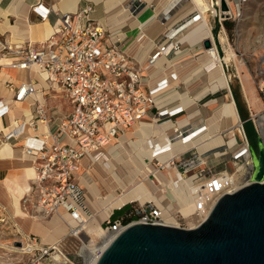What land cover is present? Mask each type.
I'll list each match as a JSON object with an SVG mask.
<instances>
[{"label":"crops","instance_id":"crops-1","mask_svg":"<svg viewBox=\"0 0 264 264\" xmlns=\"http://www.w3.org/2000/svg\"><path fill=\"white\" fill-rule=\"evenodd\" d=\"M205 1L208 2L209 0ZM68 2L69 0H0V55H3L0 59V73L3 68L7 67L6 69L11 74L3 82L4 90L9 91V82L16 84L28 81V75L24 71L9 67V64L16 59L15 54L12 51H4L3 44L11 47L12 50L16 45L26 47L38 44L47 39L57 29L60 25L59 17L61 14L74 13L85 6L92 7L91 18L105 31L104 40L107 43H114L119 49L125 50L132 63L136 66L145 67L157 47L168 44L174 46L169 54L163 55L157 60L155 66L147 68L142 73L144 80L141 83V87L144 92H147L148 89L156 86L161 81L167 82V87L158 97L155 107L149 109L141 120L120 132L114 140L103 147L101 149L102 155H100L99 159L94 160L92 158L93 153L82 157L79 161L78 171L75 174V181L82 190L83 214L86 217L88 216L89 220H92V218L98 219L100 225L107 221L115 210H119L130 203H136L142 207L147 203H153L159 213H161L162 207L175 215L176 220L179 217L184 220L179 212V205L173 198L172 187H170L171 182L180 180L178 161L192 156L197 157L196 165L182 173V179L185 182H189L191 187L196 186L199 181L204 179L203 174L206 173L208 168H211L213 172H227L224 166L225 159L228 161L231 159L236 160L235 155L242 149V143L239 144L241 137L238 134V126L241 124L244 130L245 123L251 122L253 115L260 114L262 111L260 109L261 103L264 105V100L259 92L258 98L250 87L246 90L242 85V89H240L238 86L230 87L227 84L226 87L207 91L199 96L202 91L210 87V73H206L202 65L207 59L203 42L211 37L202 34L198 29L202 27L203 20L209 28L210 34L214 25L219 34L225 36L224 31L220 30V25L223 26L225 23L216 22L208 14V11L201 14L191 0H74L73 10L67 8ZM36 6L50 9L47 20H40L39 15L34 11ZM7 26L14 28L15 31H11ZM29 29L32 30V33L28 31ZM46 29L49 30L47 35ZM1 61L5 62L1 63ZM38 79L40 78L36 77L34 82L36 83L35 88L39 92L20 103L21 106H27L30 117L37 101L45 107L48 114L51 111L49 105L55 106L54 109H70L66 98L65 103H60L61 101L51 94L52 92L55 93V91L49 90L42 80L40 79L41 81H39ZM233 90L238 91L240 101L244 103L243 115L238 112ZM56 92L59 93V91ZM9 93V98H11L12 93L10 91ZM60 94L62 93L60 92ZM170 94H173V96L168 97ZM184 97L193 101L194 105L191 106L195 109L193 115L190 116L185 108H181L172 117L167 115L155 117L160 112H170V109L179 106ZM5 98L0 96V99L7 100ZM230 101L234 103L237 110L238 122L232 125L223 116L219 119L221 123L217 129L206 131V127H209L212 123L210 120L214 112L223 103ZM214 105L217 107L212 111L210 108H214ZM9 113L0 118L3 126L0 130V144L3 137L15 127V123L28 119L27 116L20 112L19 115L11 120ZM168 122H170V125L166 127L164 132L168 139L171 140L172 145L178 143V140L172 137L175 128L189 134L203 129L201 134L205 133L207 136L201 144L217 136H220L223 142L216 147L206 148L203 151H199L197 145L190 146L185 150H179L176 147L173 149L174 152L171 151L172 156H168L167 154H170L168 152L154 156L151 159L145 157L143 163L149 168V172L145 177L142 175L137 176V181L147 186L149 191L158 199L159 205L153 201H144L143 203L138 200L129 201L121 207H114L110 214L104 218V213L108 208L105 199L113 193L112 187L105 181L109 178L103 165L106 159L105 156H110L113 159L110 149L118 146L123 138H126L125 141H122L124 146L131 154H136L134 142L138 140V137L133 134L135 129L139 128L142 123H150L158 127ZM231 129L233 135L230 133ZM39 131H44V129L39 127ZM227 131L228 133H226ZM148 139L145 146L149 151H155V146L160 145L162 142L161 137L157 135H149ZM14 150L15 156L13 159L0 160V206L4 208L5 212H8V209L12 211L10 188L13 189L12 192L15 191V184L17 183L25 189L19 200L21 204V200L34 178L30 179L25 174L26 167L31 165V158L27 156L28 160H19V151H22V149ZM164 155L167 156L164 159L161 158ZM112 162L119 170L118 160L113 159ZM203 170L205 171L204 173ZM85 176L91 181L86 182ZM87 184H93L94 188L88 187ZM93 190H96L95 194L92 192ZM164 190L166 192L169 190L168 194H171L172 199L168 194H165ZM121 192L122 190L118 187L114 190L117 195H120ZM62 214L67 218L66 213ZM18 220L22 228L28 230V233H32L28 235L34 236L35 239L39 236L31 231L30 219L19 218ZM183 226L187 228L186 223ZM19 228L22 230L21 233L24 234L23 229L20 226ZM36 241L43 246L51 244L42 242L41 238L36 239Z\"/></svg>","mask_w":264,"mask_h":264},{"label":"built area","instance_id":"built-area-1","mask_svg":"<svg viewBox=\"0 0 264 264\" xmlns=\"http://www.w3.org/2000/svg\"><path fill=\"white\" fill-rule=\"evenodd\" d=\"M217 1L214 3L209 0L213 11L215 5H218ZM34 11L41 21L47 20L50 14V9L41 6L34 7ZM91 13L92 7L85 6L74 13L61 14L57 29L38 44L26 47L16 45L13 50L3 44L4 51L15 54L16 59L9 67L26 72L28 81L16 84L9 82L12 97L8 100L0 99L2 118L9 113L11 105L20 104L39 92L35 88L36 77L49 90L59 91L67 99L69 110L53 109L49 114L37 101L32 116L15 123V127L2 140L12 144L22 139L21 149L31 158L35 175L21 200L22 207L28 212L23 211L43 220L66 213L64 222L67 232L70 238L78 239L80 245L88 244L90 237L85 229L89 217L82 212V190L75 181L79 161L92 153L94 160L99 159L103 147L155 107L167 82L161 81L144 92L141 87L144 80L142 73L155 66L157 60L169 54L174 47L171 44L159 46L145 67L136 66L125 50L104 40L105 31L91 18ZM229 13L222 11L224 17ZM212 46L205 50H210ZM258 92L264 100V81L258 84ZM177 113L163 111L155 117H172ZM263 115L260 113L251 117L254 132L261 140L264 138L259 118ZM42 126L44 131H39ZM191 134L175 128L172 137L179 140ZM238 134L242 149L237 152L235 159L243 157L244 153L250 156L249 143L241 124L238 126ZM154 150L159 152V147L155 146ZM196 160L197 157L192 156L178 161L179 178H182L185 170L196 165ZM206 173L218 172L208 168ZM147 204L144 207L149 211L144 209L143 214L137 212L139 220L127 225L135 222L165 225L152 205ZM0 209L4 211L1 206ZM125 226L116 222L105 229L120 227L122 230ZM175 226L186 228L178 221ZM17 234L31 243L26 246L31 245L34 253L27 264H86L84 255L79 252L69 254L57 243L38 245L35 237L20 231ZM24 247L21 243L18 247L15 245L13 253H21L19 249Z\"/></svg>","mask_w":264,"mask_h":264},{"label":"bare ground","instance_id":"bare-ground-1","mask_svg":"<svg viewBox=\"0 0 264 264\" xmlns=\"http://www.w3.org/2000/svg\"><path fill=\"white\" fill-rule=\"evenodd\" d=\"M195 8L201 13L204 14L207 12L211 4L209 1L206 2L205 0H191ZM228 1V0H227ZM73 2L74 0H69L68 2V9L73 10ZM219 4V0L217 1ZM7 24V23H6ZM46 25V24H45ZM8 27V26H7ZM6 27V28H7ZM9 28V27H8ZM11 31H15L14 28H9ZM201 29V30H200ZM32 33V30H28ZM49 30L46 29V35ZM198 31L202 32V34L206 35L207 37H211L209 28L207 27L206 23L202 20V27L198 29ZM41 34V32H39ZM225 40V39H223ZM206 55V62L202 65L206 73L209 74V85L210 87L202 91L199 95L206 93L207 91L216 90L220 87H226L228 82L227 78L223 72L222 61L229 62L231 59H234L235 54L231 50H227L226 56L223 60L217 53V49L212 46L210 50H204ZM5 61H1L3 63ZM7 67L3 68L0 73V96L6 97L5 99H9L10 93L9 91L4 90L3 82L10 77V72L6 69ZM168 96V95H167ZM166 96V97H167ZM173 94H170L168 97H172ZM193 101L187 99L186 97L182 98V103L170 109L171 113L178 112L179 109L185 108L188 114L193 115L195 109L193 106ZM14 107V108H13ZM11 110L9 113L10 119L12 120L14 117L19 115L22 112L28 118L30 117L29 110L20 104H13L10 106ZM193 112V113H192ZM225 116L229 123L235 125L238 122V114L235 108V105L232 101L223 103L213 114L212 119L210 120L211 125L206 127V131L214 130L219 127L221 123L219 119ZM259 123L262 124L263 128V138H264V115L259 118ZM170 125V122L155 127L150 123H142L139 128H136L134 131V135L138 137V140L134 142V146L136 149V154H131L129 150L124 146L122 141H125L126 138L121 139V142L118 146L110 149V154L113 159L118 160V164L120 165L119 170L117 166L113 164L112 158L110 156H105L104 167L107 171L109 178L106 183H109V186L112 187L113 193L106 197V203L108 205L107 210L104 213V218L110 214L111 210L114 207H121L129 201L138 200L139 202L143 203L144 201L148 202H155L159 205L158 199L149 191L147 186L139 181H137V176L142 175L146 176L149 172V168L145 166L143 163V159L149 158L151 159L154 156L159 154H167L168 156H172L171 151L174 152L173 149L176 147L179 150H185L190 146H196L199 151H203L206 148H213L220 144H222L223 140L220 136L215 138H210L209 141L206 143L201 144L207 136V134L203 133V129L200 131L192 133L185 139H179L178 143L172 145V142L168 141V137L165 134L164 130L166 127ZM3 128L0 121V130ZM42 129H45L43 126ZM28 133H31L30 131ZM231 135H233L232 129L230 131ZM149 135H157L161 137V144L158 145L159 152L149 151L146 149L147 141L149 140ZM13 142V141H11ZM245 146V145H243ZM20 158L19 160H28L27 156L24 154L23 150L19 151ZM167 155H164L161 158H165ZM15 156V150L12 145L9 143H2L0 144V160L3 159H13ZM244 164H241L237 169L236 172H241L243 166H246L249 171L252 167L251 159L249 153L243 154ZM236 172L232 175H228L227 172H220L216 177L211 179L205 183H199L198 185L191 187L189 182H185L182 178L180 180H176L175 182H171L172 187V194L173 198L179 205V212L182 214L187 228H194L196 227L203 219L207 216L210 209L216 202V200L225 193H231L234 190L238 189L239 187L246 185L251 180L247 177H250V172H246L242 178L236 174ZM26 177L32 179L34 177V169L32 165L30 167H26L25 170ZM86 182H90L91 180L85 176ZM88 187L94 188L93 184H87ZM116 187L122 190L120 195L114 193ZM12 188H10V194L12 196V212L15 218H28L31 219L30 225L31 231L35 232L41 237L42 242L45 243H58L59 246H62L63 249L67 250V242L74 240V250L73 252H79L84 255L86 259V264H95L100 253L103 249L108 245L111 239L120 231V227L113 228V229H105L102 228L99 220L96 218H92L89 220L86 225V232L89 234V242L85 245H80L79 240L76 238H70L68 232L66 231L65 225V216H53L52 219L42 222L43 219H40L36 216H30L28 213H25L20 204V198L25 191V189L15 184V191L12 192ZM94 194L96 190L92 191ZM168 196L172 199L171 194L169 193ZM170 209V208H169ZM162 219V224L175 226L177 225L176 216L171 214L168 209H164L161 207V213H158ZM49 223V224H48ZM19 231L22 232L18 228ZM2 247L9 248L6 245H0ZM67 247V248H66ZM23 250V251H22ZM32 246L28 245L25 246L23 249H19L21 253L30 254L32 252Z\"/></svg>","mask_w":264,"mask_h":264},{"label":"water","instance_id":"water-1","mask_svg":"<svg viewBox=\"0 0 264 264\" xmlns=\"http://www.w3.org/2000/svg\"><path fill=\"white\" fill-rule=\"evenodd\" d=\"M225 9L224 3H221ZM204 49L211 42H203ZM252 179L221 195L194 228L135 222L95 264H264V143L250 152Z\"/></svg>","mask_w":264,"mask_h":264},{"label":"rangeland","instance_id":"rangeland-1","mask_svg":"<svg viewBox=\"0 0 264 264\" xmlns=\"http://www.w3.org/2000/svg\"><path fill=\"white\" fill-rule=\"evenodd\" d=\"M214 3L217 0H213ZM224 3L225 9L222 8V4ZM230 11L227 17H224L222 11ZM208 14L216 20V22L220 21L221 23H225L220 25V30H223L225 36L220 35L219 32L215 29L213 25V30L211 31V44L214 45L218 51L220 58H223L227 54V50H231L235 57L231 59L229 62L222 61V67L224 74L227 78V82L229 86L233 87H240L241 85L246 88V90L250 87L251 90L255 92L257 97L258 95V84L261 81H264V0H220L218 5H215V11L212 9L208 10ZM221 15V16H220ZM225 39V40H223ZM202 47V45H201ZM203 49V48H202ZM201 49V51H202ZM26 74L24 75L25 78ZM41 81L40 79H38ZM39 85V84H37ZM5 88V87H4ZM242 91V90H241ZM53 96L57 97L60 100V103H65L64 95L57 93L55 91L52 92ZM260 100V99H259ZM261 101V100H260ZM217 105V104H216ZM50 109L53 110L55 106L49 105ZM217 106L214 105V108L211 107L210 109L213 111ZM263 107V108H262ZM261 113H264V105L261 103ZM228 133V131L226 132ZM189 134V133H185ZM237 135V133H236ZM249 139L251 141L252 146L256 147L257 138L254 134H249ZM264 143V140H262ZM2 143H7L5 141H1ZM23 140H18L15 143H9L13 146L14 149H20L22 146ZM242 141H239L241 144ZM202 160V159H201ZM225 159V169L227 170L228 175H232L236 172V169L241 165L244 164V158L241 156L240 158L233 160L231 159L228 161ZM197 163V161H195ZM251 163V162H250ZM219 170V169H218ZM217 172V171H216ZM246 172H250V177L248 179H252V169H249L246 166H243L242 171L236 172L239 178H242L246 175ZM218 173H204V179L199 181V183H205L216 177ZM169 191V190H168ZM168 191L165 194H168ZM152 205L153 209L159 213V211L155 208L153 203H149ZM148 204H145V206ZM130 210L133 211L134 215H136V219L133 221H137L140 218V215L137 212L144 213L145 207L140 206L136 203H130ZM22 207V204H21ZM22 209L25 212H28L23 207ZM137 211V212H136ZM148 212V209H145ZM30 213V212H29ZM129 214V213H128ZM30 215H33L30 213ZM52 217L45 218L42 220L41 223L50 220ZM19 218H15L13 212L8 209V212L5 210L0 209V245L8 246L11 249L2 247L0 248V264H27L28 261L31 259L30 254H21V253H13L14 246L17 247L21 245L26 246L27 244H31L25 241L22 237L17 234L19 226L22 228L21 224L19 223ZM31 221V219H30ZM110 217L107 221H105L101 227L106 228L113 224L109 223ZM131 221V222H133ZM181 225H183L185 220L181 219L180 217L177 220ZM45 225V223H43ZM20 229V228H19ZM23 232L25 235L32 234L28 233V230L24 228ZM21 232V231H20ZM32 236V235H31ZM37 236V235H36ZM34 237V236H33ZM40 239V236H37L36 239ZM75 241H68L66 244L67 252L69 254H73L74 250V243ZM38 245L40 244L37 241Z\"/></svg>","mask_w":264,"mask_h":264},{"label":"trees","instance_id":"trees-1","mask_svg":"<svg viewBox=\"0 0 264 264\" xmlns=\"http://www.w3.org/2000/svg\"><path fill=\"white\" fill-rule=\"evenodd\" d=\"M233 95L235 97V102H236V106L238 109V112L240 115H243V109L245 108L244 103L240 101V97H239V93L238 91L233 90ZM244 131L246 133L248 142H249V146L250 147H254L251 144V141L249 139V134H255L252 123L249 121L247 123H245L244 125ZM256 138L258 139V137L256 136ZM257 148V143H256V147ZM129 213V214H128ZM136 219V215H134L133 211L130 210V206L129 205H125L122 208H120L119 210H115L111 216H110V224H114L116 222L121 223L122 225H127L128 223H130L131 221Z\"/></svg>","mask_w":264,"mask_h":264},{"label":"flooded vegetation","instance_id":"flooded-vegetation-1","mask_svg":"<svg viewBox=\"0 0 264 264\" xmlns=\"http://www.w3.org/2000/svg\"><path fill=\"white\" fill-rule=\"evenodd\" d=\"M253 150L256 152V151H257V148H254V147H250V146H249V152H251V151H253Z\"/></svg>","mask_w":264,"mask_h":264}]
</instances>
